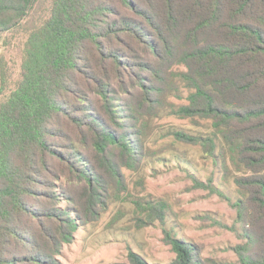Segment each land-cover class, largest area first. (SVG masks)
Returning a JSON list of instances; mask_svg holds the SVG:
<instances>
[{
  "label": "trees",
  "instance_id": "trees-1",
  "mask_svg": "<svg viewBox=\"0 0 264 264\" xmlns=\"http://www.w3.org/2000/svg\"><path fill=\"white\" fill-rule=\"evenodd\" d=\"M14 32L15 79L0 54V264H62L78 228L122 201V168L141 167V126L162 110L209 121L208 134H169L221 155L224 169L225 150L243 170L232 201L213 174L188 177L256 224L233 249L239 264H264V245L252 253L264 243V0H0V37ZM131 203L139 226L160 223L174 253L166 264L207 262L165 226L164 201ZM126 257L112 264H162L130 248Z\"/></svg>",
  "mask_w": 264,
  "mask_h": 264
},
{
  "label": "rangeland",
  "instance_id": "rangeland-1",
  "mask_svg": "<svg viewBox=\"0 0 264 264\" xmlns=\"http://www.w3.org/2000/svg\"><path fill=\"white\" fill-rule=\"evenodd\" d=\"M46 13V5L34 14L39 20ZM22 33L14 32L0 37V54L4 55L8 74L15 79L20 63ZM186 95L183 89L182 96ZM168 101L177 105L184 98L170 96ZM144 132L145 158L138 170L122 168L127 190L125 200L110 201L99 219L82 225L69 244H63L57 256L62 264H112L126 261L128 249L140 253L148 262L169 263L174 258L169 245L162 240L161 225L156 220L139 226L136 217L143 214L135 211L132 200H161L166 203V227L173 229L176 237L192 243L197 256L207 262L239 264L233 246L245 242L244 229H256V224L236 221V209L231 201L242 197L233 182V176L242 173L228 159L224 151L226 168L221 162L203 152L198 145L174 140L172 130L191 134L211 132L209 121L178 118L166 110L158 116L146 119L141 126ZM222 168V169H221ZM224 171V172H223ZM188 174L205 181L213 174L214 186L220 192L208 188H196ZM57 183V182H56ZM60 186V184H57ZM60 207H70L61 200ZM260 236H262L260 234ZM264 238V235L262 236ZM264 243H257L252 253L262 250ZM209 262V263H208Z\"/></svg>",
  "mask_w": 264,
  "mask_h": 264
}]
</instances>
